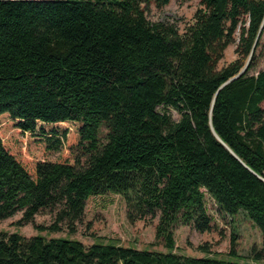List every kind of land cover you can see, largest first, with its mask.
<instances>
[{
    "label": "trees",
    "instance_id": "1",
    "mask_svg": "<svg viewBox=\"0 0 264 264\" xmlns=\"http://www.w3.org/2000/svg\"><path fill=\"white\" fill-rule=\"evenodd\" d=\"M170 2L0 0V122L54 151L70 131L78 137L72 163L42 160L31 173L0 136V221L22 212L17 225L74 233L89 197L113 192L129 222L159 217L166 248L2 231L0 264L264 260V67L251 73L264 0H201L183 32L147 17L148 6ZM236 42L237 58L219 68ZM207 194L219 213L244 211L261 230L250 262L175 251L177 224L213 230ZM43 212L52 224L35 223ZM236 245L233 235L232 256Z\"/></svg>",
    "mask_w": 264,
    "mask_h": 264
},
{
    "label": "rangeland",
    "instance_id": "2",
    "mask_svg": "<svg viewBox=\"0 0 264 264\" xmlns=\"http://www.w3.org/2000/svg\"><path fill=\"white\" fill-rule=\"evenodd\" d=\"M201 7V0H171L161 8L154 4L146 8V14L151 22L165 21L178 26L183 32L189 23L194 21L196 11ZM239 32L237 33L238 37ZM237 42L230 44L225 50L219 68L237 58ZM264 67V33L261 36L256 51L255 68L251 73H257ZM161 110L162 107H160ZM168 113L174 120H179L181 113L170 108ZM0 136L6 146L14 153L24 166L33 173L37 162L42 160L54 162H73L74 146L78 141L77 135L69 132L65 145L59 151L49 150L42 143L33 142L29 135L16 128L12 121L0 122ZM206 206L213 218L214 228L208 232H199L191 225L177 224L175 227V251L189 256H213L229 258L236 261L250 262V251L254 245H262V232L248 218L244 211L236 215H222L218 212L214 200L207 194ZM84 222L78 225L76 232L69 233L65 225L56 232L39 231L32 223L17 225L22 212L0 221V232H19L25 236L43 234L47 237H69L81 240L86 245L97 242H112L123 246L139 249L166 251L162 242L156 237V226L159 217L142 219L131 223L127 217V207L121 194L109 192L91 196L87 200ZM53 217L47 212L36 216L35 223L50 225ZM236 236V255H230L231 239ZM207 248L208 253L203 249ZM264 264V260L260 262Z\"/></svg>",
    "mask_w": 264,
    "mask_h": 264
},
{
    "label": "water",
    "instance_id": "3",
    "mask_svg": "<svg viewBox=\"0 0 264 264\" xmlns=\"http://www.w3.org/2000/svg\"><path fill=\"white\" fill-rule=\"evenodd\" d=\"M259 36H260V34H259ZM255 46H256V43H255L254 47H255ZM249 59H250V58H249ZM249 59H248L246 65L243 67V69H242L237 75H235L233 78H231L228 82H230V81H232L233 79L239 77L240 75H242V74L246 71V69H247V67H248ZM226 83H227V82H226ZM226 83H225V84H226ZM225 84H224V85H225Z\"/></svg>",
    "mask_w": 264,
    "mask_h": 264
}]
</instances>
